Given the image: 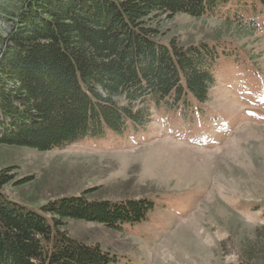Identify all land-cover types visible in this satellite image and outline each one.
<instances>
[{"label":"rangeland","instance_id":"374dc122","mask_svg":"<svg viewBox=\"0 0 264 264\" xmlns=\"http://www.w3.org/2000/svg\"><path fill=\"white\" fill-rule=\"evenodd\" d=\"M21 7L0 0V50ZM227 20L179 13L153 23L168 45L219 46L201 115L153 109L140 134L106 130L44 152L0 146V171L16 176L6 199L48 219L43 207L63 198L147 199L154 209L121 229L71 219L64 228L124 264H264V27Z\"/></svg>","mask_w":264,"mask_h":264},{"label":"trees","instance_id":"16d2710c","mask_svg":"<svg viewBox=\"0 0 264 264\" xmlns=\"http://www.w3.org/2000/svg\"><path fill=\"white\" fill-rule=\"evenodd\" d=\"M21 2L0 50V146L41 152L106 130L140 134L153 109L201 115L217 79L219 46L168 45L156 18L182 13L241 27L261 18L258 30L264 27V0ZM15 177L0 171V264H124L100 245L70 237L66 221L121 229L154 209L147 199L78 196L45 205L48 219L6 199L2 190Z\"/></svg>","mask_w":264,"mask_h":264}]
</instances>
